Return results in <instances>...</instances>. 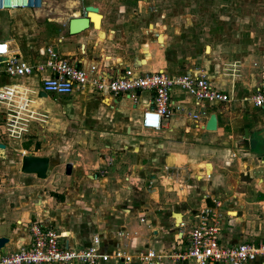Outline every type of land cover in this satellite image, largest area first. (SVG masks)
Returning a JSON list of instances; mask_svg holds the SVG:
<instances>
[{"label":"crops","instance_id":"0c3cea01","mask_svg":"<svg viewBox=\"0 0 264 264\" xmlns=\"http://www.w3.org/2000/svg\"><path fill=\"white\" fill-rule=\"evenodd\" d=\"M96 8L98 28L89 25L68 35L67 21L72 14L59 21L64 39L55 37L45 47L54 49L59 59L83 68L97 65L105 79L127 67L138 72L162 70L169 76L198 71L180 70L178 57L166 51V34H160V44L155 37L136 46L122 30L126 27L123 8ZM75 11L80 16L83 7H75ZM64 40L68 46L57 54L56 45ZM45 47L36 53V63L45 59ZM35 75L32 84L23 83ZM41 76L46 73L5 80L34 92L29 96L34 120L27 124V131L32 124L40 131L27 132L36 137L25 138L29 143L20 157H47L49 165L46 178L39 180L18 171L19 157L16 169L0 181V237L8 239L0 256L27 246L31 224L61 232L73 249L86 247L97 236L105 254L118 250L135 255L151 247L159 254L178 253L188 243L193 216L203 208L218 215L222 245L264 241V112L248 100L260 79L250 88L240 75L227 86L223 82L214 86L207 77L212 86L229 95V101L203 105V109L193 108L183 92L173 89L171 114L161 120L158 130L147 131L139 121L150 106L151 92H137L134 101L126 94L113 97L86 87L65 96L37 97ZM193 113H199L196 120L191 119ZM210 114L216 120L211 132L204 130ZM46 125L55 128L52 137L45 133ZM66 129L69 131L64 132ZM0 143L5 150L1 133ZM67 163L71 172L65 176ZM51 166L56 169V181L49 184ZM214 202L219 206L214 207ZM179 223L183 226L178 227ZM97 264L115 262L108 259ZM163 264L179 263L168 259Z\"/></svg>","mask_w":264,"mask_h":264},{"label":"built area","instance_id":"2783aa9c","mask_svg":"<svg viewBox=\"0 0 264 264\" xmlns=\"http://www.w3.org/2000/svg\"><path fill=\"white\" fill-rule=\"evenodd\" d=\"M43 0H0V13L12 11L36 12L42 9ZM45 59L38 63L25 61L20 52L0 37V79H19L36 73L39 90L45 94L65 96L74 90L89 88L96 93H108L113 97L126 94L135 99V93L151 92L150 106L140 116V127L147 131H156L161 120L171 114V91L178 89L191 101L193 108L203 109V105L227 103L229 95L211 85L207 77L199 71H185L169 76L162 70L138 72L125 68L119 74L105 79L97 65L86 68L56 57L51 47L44 49ZM82 65V64H81ZM34 95L30 88L18 84L0 82V114L8 137L20 138L27 132V124L33 121L29 110V96ZM248 100L252 107L264 112V78L253 87ZM199 113L191 114L196 120ZM219 203L214 202V207ZM209 208H203L193 216L194 222L188 231V243L185 249L169 255L159 254L145 249L130 255L121 251L105 254L100 251L97 236L90 238L89 244L81 249H73L55 229L39 224L27 227L29 242L25 247L0 256V264H97L108 259L115 264H163L164 260H173L179 264H249L257 259L264 261V241L238 243L232 246L222 245L219 241V226ZM183 224L179 223L178 227Z\"/></svg>","mask_w":264,"mask_h":264},{"label":"rangeland","instance_id":"374dc122","mask_svg":"<svg viewBox=\"0 0 264 264\" xmlns=\"http://www.w3.org/2000/svg\"><path fill=\"white\" fill-rule=\"evenodd\" d=\"M85 6L109 7L112 11L123 8L126 27L122 30L136 46L152 40L155 35H158L155 42L160 44L163 39L160 34H166V51L178 57L176 63L180 70H198L213 80L214 86L215 82L230 85L240 75L251 88L264 77V0H43L42 11L38 14L31 11L0 13V37L11 41L9 44L17 46L22 57L34 64L38 61L36 53L46 42L55 37L64 39L65 32L59 26L61 18L72 14V17H78L75 7ZM88 17L97 19L90 13ZM66 46L65 40L57 44V54ZM36 78L37 75L23 83L32 84ZM0 82L8 83L5 79ZM248 96L247 93L245 97ZM178 114L176 111L175 115ZM32 125L28 128L29 134L40 131ZM45 127H48L45 133L52 137L55 128L52 125ZM27 132L20 138L8 137L0 117V133L7 147L0 152V169H3L0 181L8 179L9 172L16 169L20 155L26 154L21 152L26 148L25 143H29L24 142L25 138L36 137ZM51 167L49 184L56 181V169Z\"/></svg>","mask_w":264,"mask_h":264},{"label":"water","instance_id":"95a60500","mask_svg":"<svg viewBox=\"0 0 264 264\" xmlns=\"http://www.w3.org/2000/svg\"><path fill=\"white\" fill-rule=\"evenodd\" d=\"M94 14L100 18L99 15H97V8L91 7V6H85L83 7V13L82 15L78 17H72L68 19L67 21V33L68 35H76L84 30H86L89 25L91 27H94V24L90 21V18L88 17V14ZM158 37V35H155V37ZM53 52L54 49H53ZM62 60H66L65 58H62ZM135 95H138L136 92ZM45 93L39 92L37 94V97H45ZM216 126V120L215 115L210 114L208 116L207 121L204 125L205 131H214ZM244 134H246V131H243ZM4 145L0 143V150H4ZM49 165V159L47 157H35L30 155H22L20 157V164H19V172L24 175H33L36 179L44 180L46 178V173ZM71 172V165L65 164L63 167V174L65 176L70 175ZM8 242L7 238L0 237V249Z\"/></svg>","mask_w":264,"mask_h":264},{"label":"bare ground","instance_id":"6f19581e","mask_svg":"<svg viewBox=\"0 0 264 264\" xmlns=\"http://www.w3.org/2000/svg\"><path fill=\"white\" fill-rule=\"evenodd\" d=\"M90 21L94 24L95 28H98V21L96 19H91Z\"/></svg>","mask_w":264,"mask_h":264},{"label":"flooded vegetation","instance_id":"af4514ba","mask_svg":"<svg viewBox=\"0 0 264 264\" xmlns=\"http://www.w3.org/2000/svg\"><path fill=\"white\" fill-rule=\"evenodd\" d=\"M91 7H94V6H91Z\"/></svg>","mask_w":264,"mask_h":264}]
</instances>
